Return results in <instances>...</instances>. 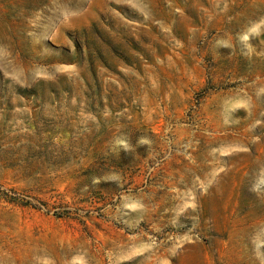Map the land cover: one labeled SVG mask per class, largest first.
<instances>
[{"label": "rangeland", "instance_id": "1", "mask_svg": "<svg viewBox=\"0 0 264 264\" xmlns=\"http://www.w3.org/2000/svg\"><path fill=\"white\" fill-rule=\"evenodd\" d=\"M0 264H264V0H0Z\"/></svg>", "mask_w": 264, "mask_h": 264}]
</instances>
